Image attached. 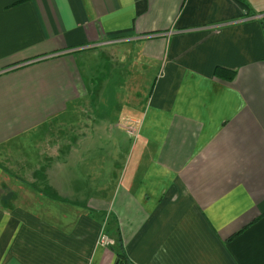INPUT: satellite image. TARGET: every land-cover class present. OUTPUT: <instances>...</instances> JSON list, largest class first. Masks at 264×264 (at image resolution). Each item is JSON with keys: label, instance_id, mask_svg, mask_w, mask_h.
I'll use <instances>...</instances> for the list:
<instances>
[{"label": "crops", "instance_id": "1", "mask_svg": "<svg viewBox=\"0 0 264 264\" xmlns=\"http://www.w3.org/2000/svg\"><path fill=\"white\" fill-rule=\"evenodd\" d=\"M0 264H264V0H0Z\"/></svg>", "mask_w": 264, "mask_h": 264}, {"label": "rangeland", "instance_id": "2", "mask_svg": "<svg viewBox=\"0 0 264 264\" xmlns=\"http://www.w3.org/2000/svg\"><path fill=\"white\" fill-rule=\"evenodd\" d=\"M101 69H99L98 72H100ZM121 81V78L117 80V83H119ZM119 85V84H118ZM147 85V84H146ZM145 85V89L148 87ZM116 86V85H115ZM118 90H116L112 96L114 98V101L115 102H118L119 100V96L118 95H124L126 93V96H129V92H126L127 89L129 88V85H119L118 86ZM130 88H132V86H130ZM120 90L119 94H118V91ZM118 94V95H117ZM120 101V100H119ZM89 105V104H88ZM81 108V111L83 112L81 114V118H69L66 120V117H65V121L62 122L63 125H73V124H80L79 121H81V124H91V123H87V119H88V111L91 109V106H87V105H84ZM112 108L114 110L115 108V103L112 104ZM115 118V117H114ZM100 119L103 120V117L100 115ZM125 119H127L126 117H118L116 122L120 125H123L124 121H126ZM61 121L60 122H57L55 123V125H60ZM86 126H90V125H86ZM126 132H130L131 129L129 127V124L127 125V129L125 128ZM101 138H98L96 142H98V144H100V149H92L91 153L90 154H87V156H85L86 158L90 157L91 159H93L94 161L97 162V172L98 174H102V170L104 169H109L108 167L110 166V164L108 163L109 162V158H110V151H109V145L111 144V139H110V135L107 134V135H100ZM110 139V140H109ZM131 141V138H128V143ZM35 145H39L38 143H36ZM99 146V145H98ZM17 153L18 154H21L22 156H24L26 153V157H28L29 159H32L35 154V150L33 148H25L23 150H17ZM115 158H117V156H114ZM116 162H117V159H116ZM112 163V162H111ZM6 192H9V190H6ZM20 193L19 196H22V192H18Z\"/></svg>", "mask_w": 264, "mask_h": 264}, {"label": "trees", "instance_id": "3", "mask_svg": "<svg viewBox=\"0 0 264 264\" xmlns=\"http://www.w3.org/2000/svg\"><path fill=\"white\" fill-rule=\"evenodd\" d=\"M213 74L219 75V76L221 75L222 77H225L227 80H230L233 77V72H230V71H227L224 69H220V68H215ZM117 256H118L119 260H120V258H123L121 251ZM123 260L125 261L124 258H123Z\"/></svg>", "mask_w": 264, "mask_h": 264}, {"label": "built area", "instance_id": "4", "mask_svg": "<svg viewBox=\"0 0 264 264\" xmlns=\"http://www.w3.org/2000/svg\"><path fill=\"white\" fill-rule=\"evenodd\" d=\"M128 123L126 121H124L123 125L126 126ZM98 244L101 246H107L108 245V241L106 240V238L103 235H100V237L98 238Z\"/></svg>", "mask_w": 264, "mask_h": 264}]
</instances>
